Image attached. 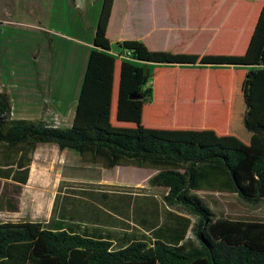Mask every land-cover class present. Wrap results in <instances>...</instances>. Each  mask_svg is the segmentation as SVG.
<instances>
[{
  "label": "trees",
  "instance_id": "1",
  "mask_svg": "<svg viewBox=\"0 0 264 264\" xmlns=\"http://www.w3.org/2000/svg\"><path fill=\"white\" fill-rule=\"evenodd\" d=\"M113 3L102 1L69 127L11 119L0 91V179L19 193L35 149L55 146L106 170H154L148 185L195 221L178 218L170 228L163 220L154 240L115 243L82 225L57 195L47 221L0 222V264H264V221L226 214L217 198L198 195L264 200V0L241 55L214 46L202 55L152 51L139 40L111 47ZM189 231L194 241H183Z\"/></svg>",
  "mask_w": 264,
  "mask_h": 264
},
{
  "label": "crops",
  "instance_id": "2",
  "mask_svg": "<svg viewBox=\"0 0 264 264\" xmlns=\"http://www.w3.org/2000/svg\"><path fill=\"white\" fill-rule=\"evenodd\" d=\"M148 1L143 2V6L139 3V5L136 4L138 5V11L133 12L131 9L121 10L120 5L123 4L120 0H114L106 33L111 47L114 43L120 41L139 40L149 50L165 51L164 49L169 45L170 39L173 40L177 27L172 28L169 16L167 19L162 15L160 18L155 17V15H152L149 19L146 18L142 13V9L146 7ZM71 2V10L74 11H80L89 5V0H71ZM55 3L56 0H0V48L5 57L2 65H5L4 61H7L8 65L10 64L0 70V91L6 92L10 97L11 119L13 120H42L49 123V125L61 127L58 123L63 122L68 115L67 110L70 111V108L68 106L64 108L66 100L62 101V97L59 100L60 104L57 105V96L51 91V77H59L58 71L60 77H72L74 72L68 74L66 66H69V64L76 65L77 63L80 66L78 77H83L92 47V39L89 40V36L79 45H74L73 40L64 38L63 41H57L58 43H56L50 37L45 38L40 35L39 42L32 45V48H27V50L25 46H19V41L23 37L31 35L28 30H37L43 27L46 20L49 21L56 17ZM82 25L84 29V24ZM128 29H131V31L128 32ZM6 35H8V40L5 38ZM6 57L8 58L6 59ZM28 62L32 63V66L40 65L42 71L39 72L36 69H34V72L28 71L25 67ZM7 67L9 68L7 69ZM28 78L32 83H27L26 79ZM73 115L74 113H71V123ZM47 147L52 148L50 154L59 152L62 155H67L71 153L70 150L61 152L55 146L43 145L37 147L33 155L38 157L40 155L38 151ZM37 157L32 159L31 155L28 179L23 186L29 188L33 184V189L30 188L33 193L51 194L50 209L52 213L55 199L57 195L59 197L61 191H59V186L62 179L64 177L74 179L75 174L61 175V179L60 174H57L54 176L55 178H52L51 172H54L53 169L43 167L36 160ZM119 167L127 166H117L111 170L103 169L114 172ZM151 171L154 175L155 171ZM2 181L18 185L11 180ZM86 181L97 187H93L94 190L69 189L72 197L71 199L66 198L65 209L71 213L74 210L75 215L79 214L82 217L80 218L82 225L96 231L98 235L109 237L115 243L121 237L139 239L146 236L154 240L152 235L155 227L157 224H162L163 220L168 222L167 225L170 228L177 227L176 221L178 218H188L192 224L195 221L185 212L165 204L166 191L163 188L149 186L150 190L145 193H119L117 196V184L112 182L111 179L98 177L87 178ZM66 190L68 191V189ZM198 195L201 197L210 195L215 198L217 195L237 197L235 194L204 192H199ZM237 199L240 200L238 197ZM244 204L256 208L258 216L239 215L238 217L264 221V200L256 205ZM188 233L184 236L183 241L189 239L187 237ZM192 241L194 240L192 239Z\"/></svg>",
  "mask_w": 264,
  "mask_h": 264
},
{
  "label": "rangeland",
  "instance_id": "3",
  "mask_svg": "<svg viewBox=\"0 0 264 264\" xmlns=\"http://www.w3.org/2000/svg\"><path fill=\"white\" fill-rule=\"evenodd\" d=\"M103 0H89V5L80 11L72 9L71 0H56L54 9L56 17L52 20L45 21L43 27L37 30H28L30 36L23 37L19 41V46L32 48L35 43L39 42L40 35L47 37L56 43L63 41L64 38L73 40L74 45H79L82 41L92 39L101 9ZM147 0H120V9H131L133 12L138 11V5ZM260 0H149L142 13L146 18L152 15L159 17L162 15L165 19L170 17L172 28H176L173 40L165 47V51L174 53H189L202 55L209 46L220 49L225 54L241 55L246 49V43L249 40L248 30L251 27L250 18ZM139 3V4H138ZM138 4V5H136ZM84 24V29L83 25ZM24 30V31H25ZM39 30V32H37ZM131 29H128L130 32ZM173 33V32H172ZM37 35V36H36ZM8 40V35L5 36ZM167 38V37H166ZM58 41V42H57ZM165 41V40H164ZM7 42V41H6ZM16 43V41H15ZM115 43L113 44V46ZM212 50H217L211 48ZM209 49V50H211ZM28 50V49H27ZM155 50V49H151ZM30 52V51H28ZM4 55L0 48V70L4 66H9L7 61L2 65ZM8 57H6L7 59ZM6 62V63H5ZM76 63V62H75ZM78 64V63H77ZM66 66L67 73L74 72L72 77H51V91L56 94L57 105L60 104V97L65 101V107L70 108L68 115L63 122H57L62 128L71 125V113H74L76 101L80 91V85L83 77H78L80 66ZM28 71L41 72L40 65L32 66V63L26 64ZM9 67H7L8 69ZM59 68V67H58ZM59 70V69H58ZM30 71V72H31ZM32 74V73H31ZM27 83L30 78L26 79ZM56 123V124H57ZM51 147L43 148L38 151L40 155H33L32 159L37 157V161L43 167L52 168V178L57 174L66 175L74 173V179L63 178L59 186V202L65 204L66 198L71 199L72 193L69 189H88L94 190L93 184L86 181L87 178L100 177L108 179L117 184V196L119 193L132 194L136 192H147L150 187L148 179L153 175L149 169H137L134 167H119L116 171H106L100 166L84 164L76 153L71 151L67 155L61 153L50 154ZM74 168V169H73ZM72 169V170H71ZM78 176V177H77ZM58 179V178H57ZM33 184L28 187L21 186L19 193L16 191V185L11 182L0 180V194L5 195L3 201V210H0V222H20L45 221L50 218V195L45 193L35 194L32 192ZM31 188V189H30ZM68 189V191L66 190ZM83 195V194H82ZM214 197V196H211ZM220 208L225 213L235 216H258L256 208L245 205L235 196L217 195ZM12 199L13 204L17 207L16 211H10L7 208L6 201ZM210 206V205H209ZM211 207V206H210ZM187 237L192 241V233L189 231Z\"/></svg>",
  "mask_w": 264,
  "mask_h": 264
}]
</instances>
